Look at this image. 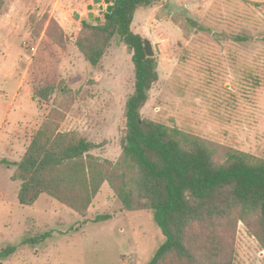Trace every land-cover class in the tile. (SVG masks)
Returning a JSON list of instances; mask_svg holds the SVG:
<instances>
[{"label":"rangeland","instance_id":"obj_1","mask_svg":"<svg viewBox=\"0 0 264 264\" xmlns=\"http://www.w3.org/2000/svg\"><path fill=\"white\" fill-rule=\"evenodd\" d=\"M90 4L6 0L0 11V126L6 127L0 139V250L14 248L0 254V264H147L166 240L169 212L124 211L107 183L82 217L46 194L21 205L19 182L10 179V163L20 159L51 107L23 92L12 99L31 65L36 79L45 74L54 85L63 80L78 91L59 129L98 144L92 153L100 158H122L125 100L134 91L131 52L113 39L97 66L83 59L74 45L81 21L105 20V10L88 17ZM50 19L67 36L64 49L45 40ZM131 28L150 41L158 73L143 118L264 159V0H155L135 12ZM100 214L109 218L94 222ZM233 264H264V251L241 221Z\"/></svg>","mask_w":264,"mask_h":264},{"label":"trees","instance_id":"obj_2","mask_svg":"<svg viewBox=\"0 0 264 264\" xmlns=\"http://www.w3.org/2000/svg\"><path fill=\"white\" fill-rule=\"evenodd\" d=\"M154 1L115 0L103 22L83 19L74 40L93 67L119 36V42L130 49L134 91L125 100L122 158H100L92 153L98 144L59 129L78 91L63 80L54 85L45 74L36 79L31 65L23 83L37 104L43 101L51 107L30 135L20 159L10 163L14 167L10 179L19 182L21 205H33L46 194L82 217L101 185L107 183L124 211L169 212L163 223L166 240L147 264H233L240 221L264 251V159L142 117L141 109L158 73L155 59L144 50V36L134 32L131 24L135 12ZM5 3L0 0V11ZM193 27L204 30L196 22ZM44 37L56 49H64L67 43L54 19L48 22ZM108 218L100 214L93 221ZM13 251L10 246L0 254L8 256Z\"/></svg>","mask_w":264,"mask_h":264},{"label":"water","instance_id":"obj_3","mask_svg":"<svg viewBox=\"0 0 264 264\" xmlns=\"http://www.w3.org/2000/svg\"><path fill=\"white\" fill-rule=\"evenodd\" d=\"M115 0H92V5H88L87 9L89 10L88 13V17L90 19L93 18V11L92 10H97L99 12H102L103 10H105V14H104V18L107 19L111 10H112V5L114 3ZM77 17H79V14H76ZM96 20H98L99 18L96 17ZM120 41V36L118 37V42ZM144 50L146 52L147 56H153V50L151 48V43L148 39H144ZM128 51H130V49L128 48Z\"/></svg>","mask_w":264,"mask_h":264},{"label":"crops","instance_id":"obj_4","mask_svg":"<svg viewBox=\"0 0 264 264\" xmlns=\"http://www.w3.org/2000/svg\"><path fill=\"white\" fill-rule=\"evenodd\" d=\"M0 74H2V73H0ZM23 79H24V76L22 75L21 78H20V80L18 81L17 85L15 86V93H16V94H14V95L12 96V99H13L14 102H15L16 99H17L18 92H23L25 95H29V96H31L29 90L26 89V88L23 86ZM19 105H20V104H19ZM12 107H13V104L11 103V104L9 105L8 111H10ZM19 107H20V106H19ZM19 118H20V116H17V117L15 118V120H16L17 123L21 124V125H20V127H21L23 123H22V120H18ZM26 122H28V120H27ZM4 123H5V120H4ZM3 129H5V131H6V127H5L4 124H2V125L0 126V139H1V137L4 135V134H2V133H3ZM4 133H10V134H11V132H4ZM17 134H18V133H14L13 135H17ZM28 142H29V141H28ZM28 142H27V144H28ZM11 150H12V149H11ZM2 250H3V249H1L0 251H2Z\"/></svg>","mask_w":264,"mask_h":264},{"label":"built area","instance_id":"obj_5","mask_svg":"<svg viewBox=\"0 0 264 264\" xmlns=\"http://www.w3.org/2000/svg\"><path fill=\"white\" fill-rule=\"evenodd\" d=\"M32 50H34V48H32Z\"/></svg>","mask_w":264,"mask_h":264}]
</instances>
